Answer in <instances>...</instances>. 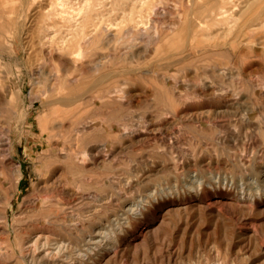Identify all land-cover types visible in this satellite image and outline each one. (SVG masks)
I'll list each match as a JSON object with an SVG mask.
<instances>
[{
    "label": "rangeland",
    "instance_id": "1",
    "mask_svg": "<svg viewBox=\"0 0 264 264\" xmlns=\"http://www.w3.org/2000/svg\"><path fill=\"white\" fill-rule=\"evenodd\" d=\"M68 1L63 0L64 4L62 0H0V96L5 100L0 104L2 116L0 120L3 118L0 124L9 123L12 127V160L15 166L18 165L21 169V175L17 177L12 168L0 166V211L5 205V200L2 199L6 196H10L11 206L6 208L5 218H0V244L2 251L5 249L7 251V254H0V264H29L19 259L23 255H20L21 248L25 247L28 240L38 235L39 227H43L45 231H47L45 227L50 228L49 230L54 227L50 240L53 238L52 241H59L64 238L67 251L81 244V239L90 228L85 227L81 230L83 233L80 230L75 232L69 230L70 233L58 224L51 227L53 218L50 216L44 219L41 216L52 209L47 206L42 211H38L28 202V199L32 200L36 195H43L38 190L41 185L53 186L59 182L63 183L64 180L67 187L80 190V193L88 190L95 194L96 198L93 201L95 215L92 219L94 226L112 223L110 226L117 237L123 238L122 244L125 245L123 250L108 264H264V214L251 208L240 210L230 199L239 195L240 179L258 177L259 173L256 170L264 164V90L262 89L264 87V25L261 26L257 21L251 20L257 15H264V0H235L238 4L234 7L236 9L230 14L222 15H219V10L212 9L216 7L215 0H139L140 4L137 0H110L113 3L109 2V4L107 3L109 0ZM112 4H114L113 8ZM81 5H84L85 10ZM78 7L81 8L77 10ZM68 15L74 16L75 20L68 22L67 19H70ZM216 18L217 20H213ZM21 19L26 21L23 22ZM135 21L137 25L139 24L138 27ZM94 24L97 28L93 26ZM18 25L19 28L24 27V29L22 28L21 31ZM15 27L18 29L16 30ZM25 35L29 36V40L30 36L33 37L29 41L27 37V40L25 39ZM99 35L103 36L100 38ZM89 36L88 42L86 38L89 39ZM19 37L22 39L18 40ZM39 38L42 42H39ZM62 38L65 39V43L62 42ZM64 45L66 48L63 47ZM27 53L28 56L25 55ZM50 54L52 57H49ZM61 55L63 56L61 60L56 57ZM64 63L68 67L66 71L60 66ZM97 68L101 70L98 71ZM32 71L39 72L33 74ZM97 75L100 78L101 76L107 78L103 80ZM39 78L43 79L39 80ZM55 78L56 81H53ZM86 78H89L90 82ZM91 82H93L91 91L90 88L85 89L87 83ZM51 84L57 86L53 91L48 89ZM41 85L45 87V92H41ZM31 90L34 95L30 97ZM17 92L25 94L24 102H18L17 98L12 96ZM59 98H63L64 101L53 103ZM129 100L130 103H126ZM46 101L49 103L45 104ZM59 103L62 107L64 104H70L62 109ZM23 109L29 112V116L23 126L24 132L20 133L21 129L18 131L14 127H18L15 122L16 114ZM207 110L219 111V114L206 117L198 115L197 120L188 116L191 112L200 113ZM225 111L236 114L226 115ZM66 118H70V121ZM164 118L171 121V126L165 131L166 134H162L161 139H149L138 143L139 145L135 143L136 145L128 146L122 143L115 133L110 135L99 127L96 130L88 128L95 124L103 127L120 125V128L124 127V131H128L135 126L142 127L149 120L158 121ZM76 119H81V124ZM226 126L238 136L229 132ZM88 129L92 132L89 133ZM241 129L243 130L240 131ZM83 131L85 132L82 133ZM55 134L57 137H54ZM49 138L54 139L50 141ZM103 139L111 147L121 148V152L119 156L111 153L106 162L97 166L92 165L86 149L95 142H104L101 141ZM255 158L256 165L252 161ZM186 161L189 162V168L192 170L190 173L187 172ZM175 162L181 163V166H177ZM64 166L66 167L62 168ZM209 169L214 174L218 173L221 180L218 182L211 180ZM52 170L55 172L53 173ZM87 170H90V173ZM85 172L92 176L90 175L88 179ZM191 173L205 179L201 178L203 183L199 191L195 192L185 187ZM146 174L148 177L144 176ZM7 176L10 177L9 180ZM12 181L15 182L14 185ZM127 182H130L129 187ZM153 190L157 192L155 198L143 203L145 206L142 215H129L127 220H121L120 212L125 203ZM251 192L254 193L253 190ZM197 193L203 197L201 203L195 200ZM105 197L106 203L111 202L108 203V207L106 203H101ZM162 204L165 208L159 211L157 207ZM84 206L83 201L77 200L70 207L73 208H68L69 212H65L83 218ZM185 206L192 208L185 210L182 208ZM49 209L50 211H47ZM166 210L169 213L165 214ZM185 212L189 214L188 217H184L187 216ZM153 214L156 216L155 222L148 224L146 216ZM200 214L202 219L199 218ZM162 222L165 224L161 225ZM31 224L33 228L36 227L34 230ZM159 228L163 231L161 232ZM155 230L158 232L156 233ZM134 236L137 237L135 240ZM52 241L50 243L54 242ZM65 255L67 254H59V257L63 258Z\"/></svg>",
    "mask_w": 264,
    "mask_h": 264
},
{
    "label": "bare ground",
    "instance_id": "2",
    "mask_svg": "<svg viewBox=\"0 0 264 264\" xmlns=\"http://www.w3.org/2000/svg\"><path fill=\"white\" fill-rule=\"evenodd\" d=\"M29 1V0H28ZM89 1V0H88ZM108 1V0H107ZM126 1V0H125ZM128 1V0H127ZM135 1V0H134ZM138 1V3H139V0H137ZM144 1V0H143ZM216 1V7L215 8H212L213 10H219L220 11V13H219V15L221 14H230L233 10H235L234 9V7L236 6V5H238V4H236V2H235V0H215ZM62 2H63V0H62ZM67 2H69L68 0H67ZM91 2V1H90ZM109 2H110V0L107 2L108 4H109ZM47 3V2H46ZM64 4H65V2H63ZM62 3V4H63ZM72 3V2H71ZM82 3H84V2H82ZM110 3H113L112 1L110 2ZM131 3V2H130ZM132 3H134V2H132ZM61 4V5H62ZM67 4V3H66ZM121 4H122V2H121ZM140 4V3H139ZM142 4H143V2H142ZM79 5V4H78ZM84 5H85V3H84ZM83 5V6H84ZM98 5H100V4H98ZM123 5V4H122ZM130 5V4H129ZM133 5V4H132ZM136 5V4H135ZM45 6V5H44ZM67 6V5H66ZM82 5H81V7L82 8H84ZM103 6V5H102ZM113 6H114V4H112V8H113ZM80 7V8H81ZM101 7V6H100ZM126 7V6H125ZM209 7V6H208ZM208 7H207V9H208ZM214 7V6H213ZM48 8V7H47ZM79 7H78V9L77 10H79L80 9ZM92 9H93V7H91ZM94 8H96V7H94ZM115 8V7H114ZM152 8H154V7H152ZM210 8V7H209ZM75 9V8H74ZM101 9V8H100ZM133 9V8H132ZM211 9V10H212ZM262 9V8H261ZM84 10H85V8H84ZM88 10V9H87ZM86 10V11H87ZM138 10V9H137ZM151 10V9H150ZM210 10V9H209ZM47 11V10H46ZM52 11V10H51ZM208 11V10H207ZM45 12V11H44ZM55 12V11H54ZM72 12V11H71ZM71 12H69V13H71ZM113 12V11H112ZM116 12V11H115ZM124 12H125V10H124ZM124 12H122V15H123V13ZM142 12V11H141ZM158 12V11H157ZM22 13H25V12H22ZM87 13V12H86ZM86 13H84V15H87ZM126 13V12H125ZM127 13H129V12H127ZM136 13V12H135ZM50 14V13H49ZM54 14V13H53ZM68 14V13H67ZM72 14H73V12H72ZM77 14V13H76ZM106 14V13H105ZM110 14H111V12H110ZM120 14H121V12H120ZM196 14V13H195ZM38 15V14H37ZM89 15V14H88ZM107 15H109V13L107 14ZM126 15V14H125ZM52 16V15H51ZM50 16V17H51ZM80 16V15H79ZM82 16H83V14H82ZM126 16H128V15H126ZM52 17H54V15L52 16ZM68 17H70V15H68ZM81 17V16H80ZM107 17V16H106ZM118 17V16H117ZM32 18V17H31ZM85 18V17H84ZM111 18H114V17H111ZM116 18V17H115ZM140 18V17H139ZM138 18V19H139ZM207 18V17H206ZM235 18V17H234ZM48 19V18H47ZM66 19V18H65ZM99 19H101V18H99ZM122 19V18H121ZM120 19V20H121ZM143 19V18H142ZM141 19V20H142ZM146 19V18H145ZM22 20V19H21ZM68 20V22L70 21V20H75V18H74V16H71L70 17V19H67ZM98 20V19H97ZM119 20V19H118ZM137 20V19H136ZM213 20H217V18L216 19H213ZM251 20H254V21H257V23L258 24H260L261 26L262 25H264V15H262V16H256V17H254L253 19H251ZM23 21V20H22ZM26 21V20H25ZM25 21H23V22H25ZM52 21V20H51ZM50 21V22H51ZM65 21V20H64ZM79 21V20H78ZM94 21V20H93ZM99 21V20H98ZM109 21V20H108ZM244 21V20H243ZM30 22V21H29ZM77 22V21H76ZM86 22H87V20H86ZM100 22V21H99ZM99 22H97V23H99ZM102 22V21H101ZM130 22V21H129ZM136 22V25H137V21H135ZM252 22V21H251ZM17 23H18V19H17ZM21 23V22H20ZM71 23H73V22H71ZM79 23V22H78ZM95 23V22H94ZM116 24H118L117 22H115ZM133 23V22H132ZM242 23V22H241ZM22 24V23H21ZM28 24V23H27ZM70 24V23H69ZM77 24V23H76ZM83 24H84V21H83ZM86 24V23H85ZM90 24H92V23H90ZM100 24V23H99ZM127 24V23H126ZM134 24V23H133ZM240 24V23H239ZM15 25V24H14ZM28 25H30V24H28ZM51 25H52V22H51ZM64 26H65V24H63ZM79 25V24H78ZM78 25H76V26H78ZM87 25H88V23H87ZM135 25V24H134ZM139 25V24H138ZM138 25H137V27H138ZM141 25V24H140ZM142 25H144V23L142 24ZM141 25V26H142ZM185 25V24H184ZM21 26V25H20ZM55 26V25H54ZM73 26V25H72ZM85 26V25H84ZM94 27L96 26V28H97V25H93ZM99 26V25H98ZM105 26V25H104ZM110 26V25H109ZM108 26V27H109ZM112 26V25H111ZM118 26V25H117ZM122 26V25H121ZM252 26V25H251ZM22 27V26H21ZM30 27V26H29ZM49 28H50V26H48ZM51 27H53V26H51ZM69 27V26H68ZM17 27H15V29H16ZM18 28H19V25H18ZM17 28V29H18ZM23 29H24V27H22ZM22 28H19L21 31L23 30ZM55 29H56V27H54ZM81 29V27H78V29ZM87 28V27H86ZM91 28V27H90ZM110 28H112V27H110ZM115 28H117V27H115ZM16 29V30H17ZM44 29V28H43ZM59 29V28H58ZM76 29V28H75ZM93 29V28H92ZM102 29H103V27H102ZM108 29V28H107ZM250 29V28H249ZM26 30V29H25ZM93 30H95V29H93ZM111 29H109V31H110ZM113 30H115V29H113ZM129 30V29H128ZM15 31V30H14ZM74 31V30H73ZM79 31V30H78ZM90 31V30H89ZM98 31V30H97ZM24 32V31H23ZM32 32V31H31ZM55 32H57V31H55ZM69 32V31H68ZM15 33V32H14ZM34 33H35V31H34ZM58 33V32H57ZM70 33V32H69ZM93 33V32H92ZM91 33V34H92ZM107 33V32H106ZM112 34H113V32H111ZM31 34V33H30ZM29 34V35H30ZM50 34H52V33H50ZM63 34V33H62ZM61 34V35H62ZM79 34H80V32H79ZM111 34V35H112ZM20 35V34H19ZM32 35V34H31ZM49 35V34H48ZM52 35H54V34H52ZM109 35H110V33H109ZM146 35V34H145ZM16 36V35H15ZM51 36V35H50ZM55 36V35H54ZM70 36V35H69ZM93 36H94V34H93ZM101 35H99V37H100ZM103 36V35H102ZM101 36V37H102ZM17 37V36H16ZM26 35H25V39H26ZM29 37V36H28ZM27 37V38H28ZM31 37V39H32V37L33 36H30ZM37 37H39V36H37ZM47 37V36H46ZM51 37H53V36H51ZM71 37V36H70ZM98 37V36H97ZM100 37V38H101ZM113 37H115V36H113ZM21 37H19L18 38V40L20 39ZM107 38V37H106ZM110 38V37H109ZM112 38V37H111ZM22 39V38H21ZM20 39V40H21ZM30 39V40H31ZM53 39V38H52ZM61 39V38H60ZM68 39V38H67ZM66 39V40H67ZM84 39V38H83ZM116 39H118V38H116ZM123 39V38H122ZM27 40V39H26ZM28 40H29V38H28ZM29 40V41H30ZM37 40H38V38H37ZM86 40H88V42H89V40H90V36H89V39L88 38H86ZM102 40V39H101ZM106 40V39H105ZM108 40H111V39H108ZM107 40V41H108ZM113 40V39H112ZM120 40V39H119ZM65 41V39L64 38H62V42L63 43H65L64 42ZM83 41V40H82ZM106 41V42H107ZM121 41V40H120ZM39 42H42V41H40V38H39ZM50 42H51V40H50ZM69 42V41H68ZM74 42H75V40H74ZM98 42H99V39H98ZM111 42V41H110ZM23 43H24V41H23ZM36 44H37V42H35ZM59 43V42H58ZM76 43V42H75ZM83 43V42H82ZM28 44V43H27ZM39 44V43H38ZM85 44V43H84ZM23 45H25V44H23ZM35 45V44H34ZM49 45V44H48ZM55 45H56V43H55ZM61 45H62V43H61ZM37 46V45H36ZM43 46V45H42ZM46 46V45H45ZM49 46H51V44L49 45ZM60 45H58V47H59ZM48 47V46H47ZM46 47V48H47ZM55 47V46H54ZM63 47H65V45L63 46ZM77 47V46H76ZM24 48H26V45L24 46ZM28 49L30 48V46H28L27 47ZM40 48V47H39ZM43 48H45V47H43ZM42 48V49H43ZM50 48V47H49ZM62 48V47H61ZM66 48V47H65ZM65 48H63V49H65ZM68 49V48H67ZM82 49V48H81ZM30 50V49H29ZM28 50V51H29ZM57 50H59V49H57ZM66 50V49H65ZM26 51H27V49H26ZM39 52H40V50H38ZM50 51V50H49ZM53 51V50H52ZM61 51V50H60ZM82 51V50H81ZM235 51V50H234ZM2 52V51H1ZM25 52V51H24ZM30 52V51H29ZM28 52V53H29ZM54 52V51H53ZM59 52V51H58ZM62 52V51H61ZM72 52H74V51H72ZM28 53L27 54H25V55H27L28 56ZM43 53H45V52H43ZM124 53V52H123ZM123 53H122V55H123ZM31 55V54H30ZM34 55V54H33ZM36 55H37V53H36ZM40 55V54H39ZM41 55H42V52H41ZM45 55V54H44ZM57 55H58V53H57ZM73 55H74V53H73ZM127 55V54H126ZM235 55V54H234ZM1 56V55H0ZM32 56V55H31ZM55 56V55H54ZM53 56V57H54ZM82 56V55H81ZM33 57H36V56H33ZM32 57V58H33ZM40 57V56H39ZM43 57V56H42ZM49 57H52V54H50V56ZM57 58L59 57L60 58V60L62 59V55L61 56H56ZM102 57V56H101ZM104 57V56H103ZM102 57V58H103ZM6 58V57H5ZM29 58V57H28ZM38 58V57H37ZM65 58V57H64ZM72 58V57H71ZM83 58V57H82ZM101 58V59H102ZM120 58V57H119ZM40 60H41V57L39 58ZM54 59V58H53ZM105 59V58H104ZM28 60V59H27ZM46 59H44V61H45ZM70 60V59H69ZM68 61V60H67ZM99 61V60H98ZM25 62H26V60H25ZM65 62V61H64ZM74 62V61H73ZM104 62V61H103ZM8 63V62H7ZM29 63V62H28ZM32 63H34V61H32ZM58 63V62H57ZM71 63V62H70ZM94 63H95V61H94ZM35 64V63H34ZM38 65H39V62L37 63ZM68 65H69V63H67ZM86 64V63H85ZM84 64V65H85ZM31 65H33V64H31ZM44 65H46V64H44ZM98 65H100V63L98 64ZM57 66H58V64H57ZM61 67H62V69H63V71H66V68H68V67H66V64L64 63V64H61L60 65ZM35 67V66H34ZM69 67H71V66H69ZM91 67V66H90ZM93 67V66H92ZM104 67H106V64H105V66ZM32 68V67H31ZM75 68V67H74ZM95 68V67H94ZM108 68V67H107ZM40 69V68H39ZM96 69V68H95ZM99 68H97V70H98ZM27 70V69H26ZM29 70H30V68H29ZM33 70V69H32ZM58 70H59V68H58ZM57 70V71H58ZM71 70V69H70ZM83 70H84V68H83ZM90 70V69H89ZM99 70H101V69H99ZM98 70V71H99ZM106 70V69H105ZM31 71V70H30ZM30 71H29V74H30ZM41 71V70H40ZM87 71V70H86ZM95 71V70H94ZM102 71H104L103 69H102ZM101 71V72H102ZM107 71V70H106ZM34 71H32V73H33ZM39 72V71H38ZM38 72H36V73H38ZM71 72V71H70ZM96 72V71H95ZM107 72H109V71H107ZM35 72L33 73V74H36ZM45 73V72H44ZM80 73V72H79ZM82 73V72H81ZM87 73V72H86ZM85 74V73H84ZM94 73H92V75H93ZM100 74V73H99ZM108 74V73H107ZM111 74V73H110ZM69 75V74H68ZM86 75H88V74H86ZM102 75V74H101ZM115 75V74H114ZM64 77L66 76V75H63ZM85 76V75H84ZM84 76H82V77H84ZM98 76V75H97ZM107 76H109V75H107ZM31 77V76H30ZM36 77V76H35ZM41 77V76H40ZM55 77V76H54ZM53 77V78H54ZM61 77V76H60ZM79 77V76H78ZM81 77V76H80ZM52 78V79H53ZM97 78V77H96ZM95 78V79H96ZM98 78H100L99 76H98ZM103 77L101 76V78L100 79H102ZM105 78H107V77H105ZM105 78H103V80L105 79ZM36 80L38 79V78H35ZM43 78H39V80H42ZM51 79V80H52ZM64 79H66V78H64ZM76 79V78H75ZM89 79V78H88ZM88 79L86 78V80L88 81ZM44 80H46V78L44 79ZM73 80V79H72ZM85 80V79H84ZM84 80H83V83H84ZM35 81V80H34ZM53 81H56V78L53 80ZM58 81V80H57ZM76 81V80H75ZM96 81V80H95ZM10 82V81H9ZM48 82V81H47ZM49 82H51V81H49ZM61 82V81H60ZM82 82V81H81ZM88 82H90V80L88 81ZM191 82V81H190ZM34 83V82H33ZM44 83V82H43ZM52 83V82H51ZM85 83H86V81H85ZM35 84V83H34ZM41 84H42V82H41ZM47 84V83H46ZM50 84V83H49ZM63 84H64V82H63ZM69 84H70V82H69ZM82 84V83H81ZM100 84H101V82H100ZM37 85V84H36ZM84 85V84H83ZM102 85V84H101ZM32 86V85H31ZM55 84H51L49 87H48V89H49V91H53L54 89H56L57 88V86H56V88H55ZM69 86V85H68ZM91 86H93V82H91V83H87V86L85 87V89H88V88H90V91H91ZM97 86H98V84H97ZM204 86H206V85H204ZM5 87V86H4ZM9 87V86H8ZM11 87V86H10ZM73 87V86H72ZM96 87V86H95ZM209 87H210V85H209ZM47 88V87H46ZM63 88V87H62ZM71 88V87H70ZM69 88V91L71 90ZM77 88H79V87H77ZM84 87H82V89H83ZM196 88V87H195ZM203 88H205V87H203ZM208 88V87H207ZM9 89V88H8ZM34 89V88H33ZM67 89V88H66ZM73 89V88H72ZM76 89V88H75ZM123 89V88H122ZM122 89H120V91L122 90ZM206 89V88H205ZM204 89V90H205ZM263 90H264V87L262 88ZM47 90V89H46ZM38 91V90H37ZM45 92V87L44 86H42L41 85V92ZM73 91H75V90H73ZM73 91H72V93H73ZM88 91V90H87ZM55 92H56V90H55ZM54 92V93H55ZM76 92H77V89H76ZM15 93V92H14ZM13 93V97L15 98H17L16 100L19 102H24L25 101V94H23V93H16V94H14ZM53 93V92H52ZM71 93V94H72ZM78 93V92H77ZM80 93V92H79ZM87 93V92H86ZM215 93V92H214ZM83 94H84V92H83ZM128 94V93H127ZM34 95V93L32 92V90L29 92V96L31 97V96H33ZM69 96V95H68ZM77 96V95H76ZM94 96V95H93ZM229 96V95H228ZM70 97H72V96H70ZM69 97V98H70ZM82 97V96H81ZM85 97V96H84ZM92 97V96H91ZM100 97V96H99ZM6 98V97H5ZM39 98V97H38ZM37 98V99H38ZM67 98V97H66ZM77 98V97H76ZM78 98H80V97H78ZM83 98V97H82ZM98 98V97H97ZM96 98V99H97ZM118 98V97H117ZM45 99V98H44ZM73 99V98H72ZM93 99V98H92ZM114 99V98H113ZM136 99V98H135ZM134 99V100H135ZM11 100V99H10ZM39 100V99H38ZM80 100V99H79ZM82 100V99H81ZM84 100V99H83ZM82 100V101H83ZM116 100V99H115ZM120 100V99H119ZM137 100V99H136ZM9 101V100H8ZM15 101V100H14ZM44 101V100H43ZM52 101V100H51ZM64 101V99L63 98H59V99H56L53 103H55V102H63ZM78 103L80 102V101H78V100H76ZM121 101V100H120ZM124 101V100H123ZM122 101V102H123ZM125 101H127V100H125ZM5 102V100H4V98L2 97V96H0V104L1 103H4ZM40 102H42V101H40ZM66 102H70V101H68V100H66ZM135 102V101H134ZM138 102V101H137ZM45 103V102H44ZM49 103V102H48ZM47 103V101H46V103L45 104H48ZM121 103V102H120ZM126 103H130V100L128 101V102H126ZM23 104V103H22ZM64 104V103H63ZM68 104V103H67ZM67 104L65 105H63L64 107H62V105H60V103H59V106H61L62 107V109L63 108H65V106H67ZM70 104V103H69ZM68 104V105H69ZM6 105H8V104H6ZM20 105V104H19ZM43 105V104H42ZM51 105V104H50ZM49 106V105H48ZM71 106V105H70ZM74 106V105H73ZM177 106V105H176ZM180 106V105H179ZM72 108V107H71ZM49 110V109H48ZM51 110V109H50ZM52 110H53V108H52ZM66 110V109H65ZM72 110V109H71ZM74 111V110H73ZM54 112V111H53ZM186 112V111H185ZM184 112V113H185ZM60 113V112H59ZM81 113V112H80ZM83 114L85 113V112H82ZM81 113V114H82ZM102 113V112H101ZM224 113H226V115H234V114H236L235 112H232V111H225ZM63 114V113H62ZM70 114V113H69ZM69 114H67V115H69ZM74 114H76V113H74ZM79 113L77 112V115H78ZM219 114V111H211V110H207V111H204V112H198V113H196V112H191L188 116L189 117H191V118H195V120H197L196 118H197V116L198 115H200V116H209V115H218ZM3 115V114H2ZM17 115V120L15 121V122H17V128H15L14 127V129H21L20 130V133H22V131H23V126H24V123H25V121H26V119L28 118V116H29V112L27 111V110H21L18 114H16ZM49 115V114H48ZM55 115V114H54ZM66 115V116H67ZM76 115V116H77ZM1 116V115H0ZM61 116V115H60ZM63 116V115H62ZM61 116V117H62ZM85 116V115H84ZM221 116V115H220ZM2 117V116H1ZM5 117V116H4ZM60 117V118H61ZM65 117V116H64ZM68 117V116H67ZM72 117V116H71ZM75 117V116H74ZM77 117H79V116H77ZM183 117V116H182ZM218 117V116H217ZM232 117V116H231ZM234 117V116H233ZM60 118H56V119H60ZM82 118V117H81ZM86 118V117H85ZM95 118V117H94ZM168 118V117H167ZM208 118V117H207ZM210 118V117H209ZM248 118V117H247ZM3 119V118H2ZM1 119V120H2ZM6 119V118H5ZM9 119V118H8ZM55 119V120H56ZM66 119H69V121H70V118H66ZM91 119V118H90ZM171 119V118H170ZM187 119V118H186ZM200 119V118H199ZM203 119V118H202ZM202 119H200V120H202ZM248 119H250V118H248ZM0 120V121H1ZM60 120H62V119H60ZM73 120V119H72ZM76 120H78V119H76ZM191 120V119H190ZM208 120V119H207ZM66 121H68V120H66ZM79 121V123H80V121H82L81 119H79L78 120ZM88 121V120H87ZM193 121H194V119H193ZM233 121V120H232ZM74 122H75V120H74ZM84 123H85V121H83ZM82 122V123H83ZM89 122H91V121H89ZM173 122V121H172ZM239 122V121H238ZM251 122V121H250ZM5 123V122H4ZM52 123V121L50 122V124ZM175 123V122H174ZM233 123V122H232ZM235 123V122H234ZM240 123V122H239ZM246 123V122H245ZM65 124V123H64ZM72 124V123H71ZM74 124V123H73ZM72 124V125H73ZM78 124V123H77ZM81 124V123H80ZM90 124V123H89ZM217 124V123H216ZM231 124V123H230ZM249 125H250V123H248ZM247 124V125H248ZM57 125V124H56ZM60 125H62V124H60ZM234 125V124H233ZM28 126H29V124H28ZM55 126V125H54ZM74 126H75V124H74ZM88 126V125H87ZM113 126V125H112ZM135 126V125H134ZM169 126H171V121H169V120H167V119H165L164 118V120H158V121H152V120H149L148 122H146L142 127H136L135 126V128H130V130H128V131H124V127L123 128H120L121 126L119 125V127H103V126H98V125H93V126H89L88 128H91V129H97L98 127H99V129L100 128H102V129H104L106 132H109L110 133V135H111V133H115L116 135L115 136H117L120 140H121V142L122 143H124V144H128V146H129V144H134V145H136L135 143H141V142H145V141H147V140H149V139H161V135L162 134H166V130L168 129V127ZM251 126V125H250ZM39 127V126H38ZM42 127V126H41ZM66 127V126H65ZM80 127H82V126H80ZM236 127V126H235ZM234 127V128H235ZM241 127V126H240ZM12 127H11V125L8 123V124H3V122L0 124V166L1 167H10V169L12 168V170H13V173L15 174V175H17V177L19 176V175H21L20 174V167L17 165V166H15V164H14V162H13V160H12V155H11V152L13 151V144L11 143V131H12V129H11ZM28 128V127H27ZM40 128V127H39ZM43 128V127H42ZM67 128V127H66ZM226 128H227V126H226ZM230 128V127H229ZM229 128H227L228 129V131H229ZM233 128V127H232ZM238 128H239V126H238ZM14 129H13V131H14ZM46 129V128H45ZM54 129V128H53ZM71 129V128H70ZM81 129V128H80ZM83 129H85V128H83ZM235 129H237V127L235 128ZM49 130V129H48ZM64 130V129H63ZM62 130V131H63ZM79 129H77V131H78ZM89 130V129H88ZM95 130H93V131H95ZM226 130V129H225ZM243 129H241L240 131H242ZM19 131V130H18ZM57 131V130H56ZM87 131V130H86ZM101 131V130H100ZM104 131V132H105ZM237 131V130H236ZM239 131V132H240ZM24 132V131H23ZM58 132H60V131H58ZM69 132H70V130H69ZM85 131H83L82 133H84ZM90 132H92V131H90L89 130V133ZM97 132V131H96ZM229 132H232V131H229ZM17 133V132H16ZM19 133V132H18ZM43 133V132H42ZM68 133V132H67ZM94 133V132H93ZM103 132H101V134H102ZM233 134H235L234 132H232ZM80 134V133H79ZM228 134V133H227ZM238 134V133H237ZM241 134V133H240ZM30 135V134H29ZM83 135H85V134H83ZM87 135V134H86ZM103 135V134H102ZM236 135V134H235ZM248 135H250V134H248ZM254 135V134H253ZM40 136V135H39ZM101 136V135H100ZM104 136V135H103ZM160 136V137H159ZM223 136V135H222ZM226 136V135H225ZM236 136H238V135H236ZM17 137V136H16ZM21 137V136H20ZM54 137H57L56 136V134H55V136ZM59 137V136H58ZM102 137V136H101ZM159 137V138H158ZM19 138V137H18ZM24 138V137H23ZM37 138V137H36ZM46 138V137H45ZM108 138V137H107ZM220 138V137H219ZM20 139V138H19ZM50 139V141H51V139H54V138H49ZM105 139H106V137H105ZM105 139H103V140H101V141H104ZM109 140V139H108ZM195 140V139H194ZM227 140V139H226ZM250 140V139H249ZM254 140V139H253ZM25 141H26V139H25ZM53 141V140H52ZM58 141V140H57ZM57 141H55V142H57ZM61 141V140H60ZM169 141V140H168ZM167 141V142H168ZM223 141V140H222ZM221 141V142H222ZM228 141V140H227ZM248 141V140H247ZM18 142V141H17ZM89 142V141H88ZM87 142V143H88ZM100 142V141H99ZM253 142V141H252ZM260 142V141H259ZM24 143V142H23ZM53 143V142H52ZM92 142H90V144H91ZM226 143V142H225ZM224 143V144H225ZM249 143H251L250 141H249ZM114 144V143H113ZM232 144V143H231ZM259 144H261V143H259ZM259 144H257V145H259ZM37 145V144H36ZM58 145V144H57ZM119 145V144H118ZM139 145V144H138ZM137 145V146H138ZM229 145V144H228ZM255 145V144H254ZM116 146V145H115ZM64 147H66V145L64 146ZM87 147V146H86ZM117 147V146H116ZM124 147H126V146H124ZM208 147V146H207ZM244 147H245V144H244ZM248 147V146H247ZM250 147V146H249ZM251 148V147H250ZM50 149V148H49ZM48 149V150H49ZM72 149V148H71ZM86 149V148H85ZM129 149V148H128ZM135 149V148H134ZM243 149V148H242ZM61 150V149H60ZM87 150V151H86ZM85 151H86V153H87V155L89 156V158L92 160V165H96L97 166V164H99V163H103V162H106V160L109 158V156L111 155V153H112V155L114 154V155H118V154H120V152H121V148H114V146L113 147H111L107 142H100V143H94V144H91V145H89L88 146V148L86 149ZM124 150V149H123ZM245 150H248V149H245ZM58 151V150H57ZM70 151V150H69ZM82 151V150H81ZM134 151V150H133ZM185 151V150H184ZM249 151V150H248ZM247 151V152H248ZM252 151H253V149H252ZM50 152V151H49ZM62 152V151H61ZM60 152V153H61ZM67 152V151H66ZM79 152V151H78ZM183 152V151H182ZM254 152H255V150H254ZM245 153V152H244ZM250 153V152H249ZM45 154V153H44ZM192 154V153H191ZM190 154V155H191ZM256 154V153H255ZM46 155V154H45ZM60 155V154H59ZM64 155V154H63ZM69 155V154H68ZM81 155H83L84 156V154H81ZM80 155V156H81ZM243 155H245V154H243ZM49 156V155H48ZM58 156V155H57ZM65 156L67 157V155L65 154ZM119 156V155H118ZM117 156V157H118ZM177 156V155H176ZM251 156V155H250ZM69 157V156H68ZM77 157V156H76ZM239 157V156H238ZM245 157V156H244ZM243 157V158H244ZM252 157V156H251ZM55 157L53 156V159H54ZM60 158V157H59ZM58 158V159H59ZM88 158V157H87ZM115 158H116V156H115ZM170 158V157H169ZM173 158V157H172ZM176 158V157H175ZM187 158V157H186ZM207 158V157H206ZM253 159H254V157H252ZM251 158V159H252ZM83 159V158H82ZM184 159H185V157H184ZM195 159V158H194ZM205 159V158H204ZM208 159H209V157H208ZM233 159V158H232ZM41 160H42V158H41ZM60 160V159H59ZM64 160V159H63ZM110 160H112L111 158H110ZM178 160V159H177ZM188 160V159H187ZM206 160V159H205ZM223 160V159H222ZM262 160V159H261ZM263 160H264V158H263ZM88 161L89 160H87V163H88ZM184 161V160H183ZM183 161H181V162H183ZM189 161V160H188ZM188 161H186V168H187V172L188 173H190L192 170L189 168V162ZM193 161V160H192ZM220 161V160H219ZM250 161V160H249ZM253 162L254 161H256V158H255V160H252ZM58 163H59V161H57ZM108 162V161H107ZM111 162V161H110ZM174 162V161H173ZM196 162V161H195ZM200 162V161H199ZM258 162H259V160H258ZM79 163V162H78ZM84 163H86V162H84ZM83 163V164H84ZM176 164H177V166H179L181 163H177V162H175ZM218 163V162H217ZM255 163V162H254ZM262 163V162H261ZM80 164V163H79ZM82 164V165H83ZM156 164V163H155ZM205 164V163H204ZM213 164V163H212ZM219 164V163H218ZM225 164H227L226 162H225ZM235 164H236V162H235ZM234 164V165H235ZM237 164H238V162H237ZM55 165V164H54ZM91 165V166H92ZM184 165V164H183ZM197 165V164H196ZM201 165V164H200ZM206 165V164H205ZM208 165V164H207ZM252 165V164H251ZM255 165H256V163H255ZM52 166V165H51ZM62 166V165H61ZM81 166V165H80ZM86 166V165H85ZM133 166H134V164H133ZM136 166V165H135ZM148 166V165H147ZM161 166V165H160ZM181 166V165H180ZM192 166V165H191ZM190 166V167H191ZM194 166V165H193ZM209 166V165H208ZM207 166V167H208ZM210 166H211V164H210ZM219 166H220V164H219ZM259 166V165H258ZM56 167V166H55ZM58 167V166H57ZM66 166H64V167H62V168H65ZM82 167V166H81ZM132 167V166H131ZM143 167H145V166H143ZM154 167V166H153ZM175 167V166H174ZM182 167H184V166H182ZM227 167V166H226ZM256 167V166H255ZM52 168V167H51ZM50 168V169H51ZM54 168V167H53ZM62 168H60V169H62ZM134 168V167H133ZM155 168V167H154ZM162 168V167H161ZM160 168V169H161ZM180 168V167H179ZM200 168V167H199ZM211 168V167H210ZM259 169L258 170H256V171H258V173H259V176L258 177H256V178H251V177H249V178H246V179H240V181H239V186H240V189H238V190H240V192H239V195L238 196H236V197H232V198H230L231 200H233V202L235 203V205H237L239 208H240V210H245V209H247V208H251V209H253V210H257V211H259L261 214H264V164H261L259 167H258ZM40 169V168H39ZM84 169V168H83ZM157 169V168H156ZM156 169H154V170H156ZM159 169V170H160ZM175 169H176V167H175ZM183 169V168H182ZM195 169V168H194ZM206 169V168H205ZM218 169V168H217ZM244 169H245V166H244ZM47 170H49V169H47ZM135 169H133V171H134ZM179 170V169H178ZM211 169H209V171H210ZM221 170V169H220ZM255 170V169H254ZM11 171V170H10ZM66 171V170H65ZM88 171V170H87ZM90 171V170H89ZM88 171V172H89ZM131 171V170H130ZM152 171V170H151ZM177 171V170H176ZM3 172V171H2ZM7 172V171H6ZM52 172L54 173L55 171H53L52 170ZM62 172V171H61ZM93 172V171H92ZM143 172V171H142ZM175 172V171H174ZM195 172V171H194ZM199 172H200V170H199ZM214 172V171H213ZM217 172H219V171H217ZM252 172H253V170H252ZM67 173V172H66ZM86 174H87V172H85ZM90 173V172H89ZM133 173V172H132ZM157 173H158V170H157ZM197 173V172H196ZM221 173V172H220ZM234 173V172H233ZM39 174H40V172H39ZM47 174H49V172L47 173ZM60 174V173H59ZM148 174V173H147ZM144 175V176H146V177H148V175ZM208 174H209V178L211 179V180H214L215 182L217 181H219V180H221L219 177V175H218V173L217 174H214V173H212L211 171L210 172H208ZM207 174V175H208ZM225 174V173H224ZM248 174V173H247ZM252 175H253V173H251ZM7 175H8V173H7ZM91 175V174H90ZM90 175H88L87 174V177H88V179H89V176ZM181 175V174H180ZM235 175V174H234ZM92 176V175H91ZM186 176V175H185ZM201 176H202V174H201ZM248 176V175H247ZM8 177V176H7ZM14 176H12V178H13ZM16 177V178H17ZM22 177V176H21ZM42 177V176H41ZM48 177V176H47ZM52 177V176H51ZM57 177V176H56ZM132 177V176H131ZM140 177H141V175H140ZM9 178L10 177H8V180H9ZM15 178V179H16ZM50 178V177H49ZM135 178V177H134ZM202 177H198L195 173L192 175V173H191V175L189 176V179L187 180V183L185 184V187L186 188H188V189H192V190H194L195 192L196 191H199L200 189H201V186H202V179H204V178H202ZM45 179V178H44ZM225 179V178H224ZM14 180V179H13ZM39 180H41V179H39ZM54 180H55V178H54ZM85 180V179H84ZM93 180V179H92ZM205 180V179H204ZM209 180V179H208ZM227 180V179H226ZM226 180H224L225 181V184H226ZM231 180V179H230ZM91 181V180H90ZM129 181V180H128ZM135 181V180H134ZM13 182V181H12ZM12 182H10V183H12ZM52 182V181H51ZM64 182H65V180H64ZM57 183L56 185L55 184H53V186H51V184H50V186L49 185H47V184H43V185H41L39 188H38V190L41 192V194H43V195H36L35 197H33L32 198V200H30V199H28L29 201L28 202H30V204L32 205V208L33 209H37L38 211H42L43 209H44V207H47L48 206V208H51L52 210L50 211V209L49 210H47V211H50V212H44L45 214L43 215V216H41V218H44V219H47V218H50V216L53 218V225H51L50 224V226L52 227V226H54V225H60V226H62V228H64V230L65 229H67L68 231L69 230H73L74 232L76 231V230H80V232H81V230H83L85 227H88V228H90V230L89 231H87L85 234H84V236H83V239H81L80 237V239L82 240L81 241V244L80 245H78V246H74L73 247V249L71 250V251H67L66 249H67V245L65 244L66 242L64 241V238H63V240H59V241H52V239L50 240V236H53V229L52 228H54V227H52L51 228V230H49V229H47V227H45L46 228V230L47 231H45V230H43L41 227H39V230L37 231V233H38V235L34 238V239H30V240H28L26 243H25V247H23V248H21L22 249V252H20V255L21 254H23V255H21L20 257H19V259L22 261V262H24V263H29V264H100L99 262H102L103 264H108V262L112 259V258H114L117 254H119L122 250H123V245L124 244H122V242H123V238H118L117 237V235L115 234V232L113 231V229L111 228V224L109 225V224H104V225H102V224H99V225H97V226H94V224H93V222H92V219H93V215H95V213H94V206H93V201L95 200V198H96V196H95V194L94 193H92L91 191H88L87 190V192H84V193H80L79 191H76V190H74L73 188H69V187H67V183ZM140 182V181H139ZM231 182V181H230ZM229 182V183H230ZM14 183L15 182H13V184L12 185H14ZM47 183V182H46ZM49 183V182H48ZM87 183V182H86ZM92 183V182H91ZM184 183V182H183ZM206 183V182H205ZM220 183V182H219ZM72 183H70V185H71ZM93 184V183H92ZM120 184V183H119ZM127 184V186L129 187V185H130V182H127L126 183ZM224 184V185H225ZM233 184V183H232ZM235 184V183H234ZM156 185V184H155ZM207 185V184H206ZM228 185V184H227ZM17 186V185H16ZM85 186V185H84ZM117 186H119V185H117ZM116 186V187H117ZM215 186H216V184H215ZM15 187V186H14ZM13 187V188H14ZM121 187V186H120ZM131 187V186H130ZM207 187V186H206ZM205 187V188H206ZM224 187V186H223ZM227 187V186H226ZM16 188V187H15ZM35 188H36V186H35ZM34 188V189H35ZM84 188V187H83ZM118 188V187H117ZM213 188V187H212ZM219 188V187H218ZM228 188V187H227ZM9 189H10V187H9ZM119 189V188H118ZM129 189V188H128ZM131 189V188H130ZM136 189V188H135ZM159 189H161L160 187H159ZM175 189V188H174ZM231 189V188H230ZM134 190V189H133ZM181 190V189H180ZM251 190H253L254 191V193H252L251 192ZM10 191H11V189H10ZM124 191V190H123ZM233 191V190H232ZM246 191H248V192H246ZM31 192V191H30ZM82 192V191H81ZM188 192V191H187ZM235 192H236V189H235ZM10 193V192H9ZM37 193V192H36ZM157 192L155 191V190H153V191H147V193L145 194H143L142 196H139V197H137L136 198V200H132V201H129V202H127V203H125L123 206H122V211H121V209H120V216L122 217V219L121 220H127L128 219V216L129 215H142V210L144 209V206H145V204H143L144 202H146L147 203V200H149V199H151V200H154V198H155V194H156ZM160 193H161V191H160ZM163 193V192H162ZM200 193V192H199ZM217 193V192H216ZM32 194V193H31ZM187 194V193H186ZM203 194V193H202ZM167 195V194H166ZM191 195V194H190ZM237 195V194H236ZM107 196V195H106ZM133 196H134V194H133ZM161 196V195H160ZM196 197H195V200H196V202L197 203H201L202 201H203V197L201 196V195H199L198 193L195 195ZM3 197H5V196H3ZM2 197V198H3ZM12 198V197H11ZM31 198V197H30ZM98 198V197H97ZM161 199V198H160ZM1 200V199H0ZM2 200H5L4 201V203H5V205H4V207L2 206L1 208H3L1 211H0V218H5V210H6V208L8 207H11L10 206V196H6L4 199H2ZM23 200V199H22ZM77 200H81V201H83L84 203H85V216L83 217V218H80V216L78 217L77 216V214H73V213H68L69 211V209H72V208H70L71 206H73L74 205V203L77 201ZM106 197L105 198H103V202H101V203H103V204H105L106 203ZM131 200V199H130ZM2 202V201H1ZM97 202V201H96ZM232 202V201H231ZM82 203V202H81ZM100 203V204H101ZM108 203H111V202H108L107 201V207H108ZM29 204V203H28ZM27 204V205H28ZM161 204V203H160ZM224 204V203H223ZM79 205V204H78ZM102 205V204H101ZM172 205V204H171ZM192 205V204H191ZM199 205V204H198ZM30 206V205H29ZM104 207V206H103ZM102 207V208H103ZM106 207V208H107ZM167 207V206H166ZM69 208V209H68ZM121 208V207H120ZM165 208V205H160V206H158L157 207V209L160 211L161 209H164ZM182 208H184L185 210L187 209L188 210V208H192V206H185V207H182ZM195 208V207H194ZM28 209H31V208H28ZM47 209V208H46ZM68 209V210H67ZM100 209V208H99ZM147 209V208H146ZM200 209V208H199ZM206 208H204V210H205ZM25 210V209H24ZM27 210V209H26ZM173 210V209H172ZM249 210V209H248ZM33 211V210H32ZM45 211V210H44ZM60 211H61V213H60ZM65 211H68V212H65ZM100 211V210H99ZM146 211V210H145ZM168 210H166V213L165 214H167V213H169V212H167ZM170 211V210H169ZM175 211V210H174ZM192 211H193V209H192ZM198 211V210H197ZM103 212V211H102ZM144 212V211H143ZM165 212V211H164ZM171 212H173V211H171ZM245 212V211H244ZM243 212V213H244ZM30 213H31V211H30ZM35 213V212H34ZM41 213H43V212H41ZM175 213H176V211H175ZM178 213V212H177ZM181 213V212H180ZM190 213V212H189ZM198 213H199V211H198ZM197 213V214H198ZM7 214V213H6ZM38 214V213H37ZM97 214H99V213H97ZM179 214V213H178ZM185 214H186V212H185ZM253 214V213H252ZM36 215V214H35ZM39 215V214H38ZM41 215V214H40ZM116 215V214H115ZM175 215V214H174ZM182 215V214H181ZM187 216H184V217H188L189 216V214H186ZM196 215V214H195ZM199 215V214H198ZM204 215V214H203ZM242 215V214H241ZM98 216V215H97ZM183 216V215H182ZM201 214H200V216H199V218H201ZM38 217V216H37ZM40 217V216H39ZM117 217V216H116ZM139 217V216H138ZM141 217V216H140ZM147 217V219H148V221H149V223L148 224H153L154 222H155V219H156V216H155V214H153V215H147L146 216ZM145 217V218H146ZM171 217V216H170ZM176 217V216H175ZM180 217V216H179ZM204 217V216H203ZM143 218V217H142ZM194 218H196V217H194ZM36 219H38V218H36ZM96 219V218H95ZM135 219H136V217H135ZM202 219V218H201ZM211 219V218H210ZM51 220V219H50ZM103 220V219H102ZM116 220V219H115ZM118 220H120V219H118ZM132 220V219H131ZM130 220V221H131ZM167 220H169V219H167ZM172 219H170L169 221H171ZM215 220H216V218H215ZM43 221H45V220H43ZM52 221V220H51ZM51 221H50V223H51ZM108 221V220H107ZM166 221V220H165ZM169 221H167V224H168V222ZM174 221H175V219H174ZM213 221V220H212ZM35 222H37V221H35ZM35 222H34V224H35ZM111 222V221H110ZM115 222V221H114ZM117 222V221H116ZM122 222V221H121ZM125 222V221H124ZM123 222V223H124ZM184 222V221H183ZM6 223V222H5ZM99 223V222H98ZM164 222H162V224L161 225H164L163 224ZM120 224V223H119ZM118 224V225H119ZM171 224H173V223H171ZM32 225V224H31ZM41 225H42V223H41ZM116 225H117V223H116ZM116 225H114V226H116ZM158 225H160V224H158ZM121 226V225H120ZM120 226H117V228L118 227H120ZM129 226V225H128ZM186 226V225H185ZM28 227V226H27ZM38 227V226H37ZM32 228H33V225H32ZM36 228V227H35ZM35 228H33V230L35 229ZM56 228V227H55ZM59 228V227H58ZM116 228V227H115ZM121 228V227H120ZM125 228V227H124ZM123 228V229H124ZM160 229V228H159ZM260 229V228H259ZM4 230V229H3ZM57 230V229H56ZM145 230V229H144ZM154 230V229H153ZM152 230V231H153ZM168 229H166V232H168L167 231ZM229 230V229H228ZM67 231V232H68ZM118 231V230H117ZM120 231V230H119ZM150 231V230H149ZM148 231V232H149ZM156 231V230H155ZM160 231H161V229H160ZM162 231H163V229H162ZM161 231V232H162ZM165 231V230H164ZM233 231V230H232ZM70 232V231H69ZM124 232V231H123ZM158 231H156V233H157ZM71 233V232H70ZM69 233V234H70ZM79 233V232H78ZM81 233H83V232H81ZM118 233V232H117ZM128 233V232H127ZM155 233V232H154ZM187 233V232H186ZM240 233V232H239ZM244 233V232H243ZM118 234H120V233H118ZM147 234H149V233H147ZM233 235H234V233H232ZM58 235V234H57ZM73 235H75V234H73ZM121 235V234H120ZM165 235V234H164ZM243 235V234H242ZM59 236V235H58ZM119 236V235H118ZM151 236V235H150ZM240 235H238V237H239ZM246 236V235H245ZM27 237V236H26ZM242 237V236H241ZM244 237V236H243ZM62 238V237H61ZM137 237L136 236H134L133 237V239L135 240ZM233 238V237H232ZM240 238V237H239ZM248 238V237H247ZM54 239H55V237H54ZM0 240H1V238H0ZM66 240V239H65ZM68 240V239H67ZM177 240V239H176ZM230 240H232V239H230ZM246 240V239H245ZM53 242V243H50V242ZM249 241V240H248ZM257 241V240H256ZM78 242V241H77ZM80 242V241H79ZM21 243V242H20ZM137 243V242H136ZM258 243V242H257ZM70 244H72V243H70ZM127 244V243H126ZM248 244V243H247ZM136 245V244H135ZM254 245H255V243H254ZM258 245H259V243H258ZM18 245H16V247H17ZM70 246V245H69ZM125 246V245H124ZM163 246V245H162ZM252 246V245H251ZM6 248V247H5ZM4 248V249H5ZM129 248V247H128ZM248 248V247H247ZM3 249V250H4ZM18 249H19V247H18ZM251 249V248H250ZM260 250V249H259ZM128 251V250H127ZM126 251V252H127ZM0 254H7V251H6V249H5V251H2V247H1V244H0ZM59 254H67V255H65L63 258H61V257H59ZM68 254H73V255H68ZM242 255V254H241ZM169 256V255H168ZM260 256V255H259ZM8 257V256H7ZM6 258V257H5ZM264 261V260H263ZM209 264V263H208Z\"/></svg>",
    "mask_w": 264,
    "mask_h": 264
}]
</instances>
